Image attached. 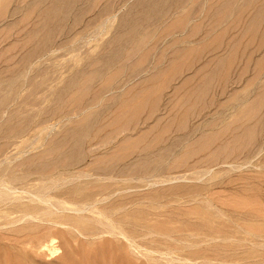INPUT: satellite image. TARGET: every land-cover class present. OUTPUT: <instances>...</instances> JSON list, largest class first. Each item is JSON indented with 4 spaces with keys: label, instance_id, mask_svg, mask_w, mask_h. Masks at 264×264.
Returning <instances> with one entry per match:
<instances>
[{
    "label": "rangeland",
    "instance_id": "374dc122",
    "mask_svg": "<svg viewBox=\"0 0 264 264\" xmlns=\"http://www.w3.org/2000/svg\"><path fill=\"white\" fill-rule=\"evenodd\" d=\"M0 104V264H264V0H0Z\"/></svg>",
    "mask_w": 264,
    "mask_h": 264
},
{
    "label": "bare ground",
    "instance_id": "6f19581e",
    "mask_svg": "<svg viewBox=\"0 0 264 264\" xmlns=\"http://www.w3.org/2000/svg\"><path fill=\"white\" fill-rule=\"evenodd\" d=\"M1 1H2V0H1ZM1 11H2V10H1ZM178 24H179V23H178ZM98 74H100V73L98 72ZM156 75H157V74H156ZM150 76H151V75H150ZM154 76H155V75H154ZM87 78H88V77H87ZM110 78L112 79V77H110ZM109 80H110V79H109ZM109 80H108V81H109ZM87 82H88V80H87ZM104 83H105V82H104ZM109 83H110V82H109ZM86 84H87V83H86ZM108 85H109V84H108ZM111 85H112V84H111ZM87 86H88V84H87ZM106 86H107V85H106ZM106 86H105V87H106ZM100 88H101V87H100ZM103 88H104V87H103ZM152 88H153V87H152ZM152 88H151V89H152ZM154 88H155V87H154ZM84 89H85V88H84ZM87 89H88V88H87ZM98 90H99V89H98ZM103 90H104V89H102V91H103ZM146 90H147V89H146ZM148 90H149V89H148ZM148 90H147V91H148ZM153 90H154V89H153ZM157 90H158V87H157ZM82 91H83V90H82ZM82 91H80V93H81ZM147 91H146V92H147ZM150 91H151V90H150ZM154 91H155V90H154ZM205 91H206V90H205ZM139 92H140V91H139ZM143 93H144V92H143ZM148 93H149V91H148ZM144 94L147 95V93H144ZM85 95H86V94H85ZM85 95H84V96H85ZM134 95H135V94H134ZM140 95H141V94H140ZM84 96H82V97H84ZM138 96H139V95H137V97H138ZM144 96H145V95H144ZM144 96H142L141 98H143ZM155 96H156V95H155ZM77 97H78V96H77ZM91 97H92V96H91ZM132 97H133V96H132ZM132 97H131V98H132ZM134 97H135V96H134ZM134 97H133V98H134ZM137 97H136V99H137ZM144 98H146V97H144ZM79 99H81V98H79ZM79 99H78V100H79ZM149 99H150V98H149ZM157 99H158V96H157ZM157 99H156V101H157ZM94 100H95V99H93V101H94ZM129 100H130V99H129ZM134 100H135V99H134ZM134 100H133V101H134ZM143 100H144V99H143ZM143 100L141 99V101H143ZM151 100H152V98L150 99L149 103L151 102ZM154 100H155V99H154ZM131 101H132V100H131ZM133 101H132V102H133ZM144 101H145V100H144ZM132 102H131V103H132ZM138 102H139V101H138ZM122 103H123V102H122ZM126 103H127V100H126ZM139 103L141 104L142 102H139ZM144 103H145V102H144ZM144 103H143V104H144ZM149 103H148V104H149ZM153 103H155V102H153ZM134 104H135V103H134ZM143 104H142V105H143ZM0 105H1V104H0ZM126 105H127V104H126ZM129 105H130V103H129ZM136 105H137V104H136ZM144 105H145V104H144ZM144 105H143V106H144ZM133 107H135V106H133ZM133 107H131L132 110H133ZM141 107H142V106H141ZM0 108H1V107H0ZM131 108H130V109H131ZM120 109H121V108H120ZM120 109H119V110H120ZM137 109H138V108H137ZM142 109H144V108H142ZM149 109H150V108H149ZM125 110H126V109H125ZM136 111H138V110H136ZM147 111H148V110H147ZM123 112H124V110H123L122 113H120V114H123ZM0 113H1V112H0ZM124 113H125V112H124ZM132 113H136L135 110H134V112H132ZM127 114H128V113H127ZM136 114H139V113L137 112ZM16 116H17V114H16ZM118 116H119V114H118ZM132 116H133V115H132ZM86 117H87V116H86ZM115 117H116V116H115ZM115 117H114V118H115ZM120 117H121V116H120ZM124 117H125V116H124ZM134 117H137V115H136V116L134 115ZM134 117H133V119H134ZM125 118H126V117H125ZM130 118H131V117H130ZM18 119H19V117L17 118V120H18ZM119 119H120V118H119ZM128 119H129V118H128ZM21 120H22V119H21ZM112 120H113V119H112ZM117 120H118V119H116V121H117ZM19 121H20V120H19ZM81 121H82V120H81ZM110 121H111V120H110ZM123 121H124V120H123ZM123 121H122V122H123ZM127 121H128V120H127ZM134 121H135V119H134ZM22 122H23V121H22ZM117 122H118V121H117ZM120 122H121V121H120ZM131 122H133V120H132ZM109 123H110V122H109ZM125 123H126V122H125ZM127 123H128V122H127ZM17 124H18V123H17ZM20 124H21V123H20ZM78 124H79V123H78ZM114 124H115V123H114ZM132 124H133V123H132ZM107 125H108V124H107ZM130 125H131V124H130ZM12 126H13V125H12ZM18 126H19V125H18ZM23 126L25 127V125H23ZM125 126H126V125H125ZM21 127H22V126H21ZM119 127H120V126H119ZM119 127H118V128H119ZM102 128H103V127H102ZM118 128H117V129H118ZM21 129H22V128H21ZM123 130H124V129H123ZM9 131H10V130H9ZM9 131H8V132H9ZM21 131H22V130H21ZM115 131H116V130H115ZM115 131H114V133H115ZM25 132H26V131H25ZM75 132H76V131H75ZM117 132H118V131H117ZM83 134H84V133H83ZM145 135H147V134H145ZM112 136H113V135H112ZM137 136H138V135H137ZM139 136H140V135H139ZM139 136H138V137H139ZM135 137H136V136H135ZM143 138H145V137H143ZM153 140H154V139H153ZM154 141H155V140H154ZM138 142H140V141H139V138H138ZM124 143H125V142H124ZM136 143H137V142H136ZM8 144H9V143L7 142V145H8ZM131 144H134V143H131ZM4 145L7 146L5 143H4ZM4 145L2 144L1 147H0V149L2 148V146L4 147ZM127 146H129V145H127ZM132 147H133V145H132ZM127 148H128V147H127ZM123 149H124V148H123ZM120 150H122V148H121ZM4 151H5V150H4ZM45 151H46V150H45ZM1 152H2V151H1ZM0 154H2V153H0ZM118 154H119V153H118ZM118 154H117V156H118ZM120 154H121V153H120ZM122 154H123V152H122ZM109 157H111V156H109ZM114 159H115V158H114ZM99 160H100V159H99ZM50 163H51V162H50ZM50 163H49V164H50ZM51 164H53V162H52ZM106 174H107V173H106ZM106 174H105V175H106ZM108 174H109V173H108ZM24 179H25V178H24ZM4 181H5V180H4ZM9 181H10V180H8V182H9ZM55 185H56V184H55ZM74 185H76V183H75ZM77 185H78V183H77ZM0 186H1V185H0ZM13 188H15V187H13ZM13 188H12V189H13ZM76 188H77V187H76ZM44 189H45L44 185L41 184V185H38L37 187H35L34 190H33V189H27V192H26V193L30 192L31 194H34V195H35V196H36V197H37V198H38L43 204H45V190H44ZM77 189H78V188H77ZM31 190H33V191H31ZM22 191H23V190H22ZM25 191H26V189L24 190V192H25ZM15 193H16V192H15ZM30 193H29V194H30ZM80 193H81V192H80ZM76 194H79V193H76ZM80 197H81V196H80ZM27 198H28V197H27ZM37 198H36V199H37ZM1 199H2V198H1ZM87 200H88V199H87ZM47 202H48V199H47ZM60 202H63V201H60ZM50 203H51V202H50ZM21 204H22V203H21ZM65 204H66V202H65ZM25 205H26V204H25ZM31 205H32V204H31ZM23 206H24V205H23ZM53 206H54V205H53ZM14 207H16V206H14ZM20 207H21V206H20ZM16 209H19V208L16 207ZM21 209H22L21 211H24V214H28V215H30V216L33 217V218H34V215H33L34 212H35L34 214L36 215V213H38L39 211H41V216L45 215V206H44V207H40V208L38 207L33 213H32V211H29V210H31L30 207H27V208H24V209L21 208ZM63 210H64V209H63ZM74 210H75V209H74ZM74 210H72V211H74ZM85 210H86V209H85ZM12 211H13V210H12ZM12 211H11V212H12ZM82 211H83V209H82ZM6 214H7V213H6ZM203 214H205V212H204ZM205 215H206V214H205ZM77 216H78V215H77ZM53 217H55V216H53ZM56 217H57V216H56ZM35 218H36V217H35ZM51 218H52V216H51ZM206 218H207V217H206ZM211 218H212V217H211ZM20 219H21V218H20ZM30 219H31V218H30ZM31 220H32V219H31ZM81 220H82V219H80V218H78V219H75V218H74L73 225H74V224H81V225H82V221H81ZM208 221H209V220H208ZM208 221H207V222L205 221L206 224L208 223ZM54 223L56 224V222H54ZM68 223H70V222H68ZM60 224H61V223H60ZM63 225H64V224H63ZM65 225H66V224H65ZM67 225H68V224H67ZM69 225H70V224H69ZM71 225H72V223H71ZM209 225H210V224H209ZM209 228H210V227H209ZM43 230H45V228H44ZM112 230H113V229H112ZM114 230H115V229H114ZM44 247H45V246H44Z\"/></svg>",
    "mask_w": 264,
    "mask_h": 264
}]
</instances>
